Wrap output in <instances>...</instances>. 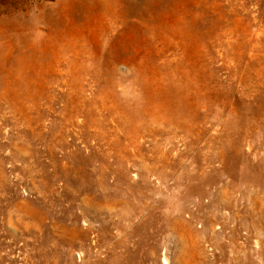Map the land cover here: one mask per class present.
Returning a JSON list of instances; mask_svg holds the SVG:
<instances>
[{
	"label": "rangeland",
	"instance_id": "rangeland-1",
	"mask_svg": "<svg viewBox=\"0 0 264 264\" xmlns=\"http://www.w3.org/2000/svg\"><path fill=\"white\" fill-rule=\"evenodd\" d=\"M0 264H264V0H0Z\"/></svg>",
	"mask_w": 264,
	"mask_h": 264
}]
</instances>
